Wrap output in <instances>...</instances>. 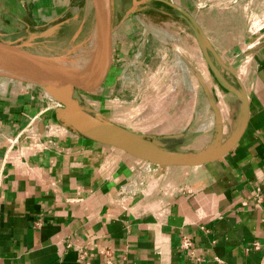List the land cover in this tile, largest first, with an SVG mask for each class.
<instances>
[{
	"label": "crops",
	"instance_id": "crops-1",
	"mask_svg": "<svg viewBox=\"0 0 264 264\" xmlns=\"http://www.w3.org/2000/svg\"><path fill=\"white\" fill-rule=\"evenodd\" d=\"M74 2L29 7L52 21ZM183 2L209 42V70L199 62L202 49L194 52L199 43L190 46L196 81H184V100L159 132L140 134L165 137L179 152L207 147L215 131L203 110L194 111L197 82L208 103L222 102L212 103V119L225 123L224 138L246 99L237 143L203 165L157 166L73 133L41 92L0 86V264H264V0ZM110 79L109 70L102 93ZM99 85L90 74L87 90ZM95 99L102 114V94Z\"/></svg>",
	"mask_w": 264,
	"mask_h": 264
},
{
	"label": "rangeland",
	"instance_id": "rangeland-1",
	"mask_svg": "<svg viewBox=\"0 0 264 264\" xmlns=\"http://www.w3.org/2000/svg\"><path fill=\"white\" fill-rule=\"evenodd\" d=\"M33 1L26 0L22 3L21 0H0V39L28 44L30 45L28 48L38 55L57 56L83 49L91 40L94 22L92 0H75L73 5H70L71 12L52 21H47V17L42 16L40 12L30 11L29 5ZM136 1L139 3L133 6L132 0H112L111 52L115 55L110 63L111 79L108 81L110 82L108 92L102 93V101L104 103L106 101L107 105L102 103L100 108L104 118L128 130L136 133H154L159 132L158 129L163 122L168 120V114L175 108L174 104L179 97H183L184 100L186 94L184 81L189 79L196 81L194 69L191 70L188 65L194 67L196 64V58L190 53L189 47L196 46L198 41L189 21L180 11L164 2L175 1L181 4L178 7L186 10L183 0ZM49 29L51 30L43 34ZM160 29L168 30L171 37ZM209 46L204 35V48L207 50ZM205 54L211 56V52H205L204 58L199 62L204 67V73H207L209 67L205 61ZM84 56L85 59L72 76L73 94L82 101L83 99L90 101L92 105L94 103L97 109L98 99L87 90L92 73L89 69L92 54ZM170 62H177L176 64L182 67L185 64L189 70V78L182 77L180 69L175 68ZM175 70L179 71V75L174 74ZM10 75L0 70V86L3 89L14 85L20 89L36 90L48 98L51 110L59 106L40 86ZM173 75L176 76L175 79L172 78ZM11 81L14 82L11 84L9 83ZM213 81L216 82L214 78ZM192 83L195 91L190 94L194 98V105L197 104L194 111L196 110L200 117L203 110L204 118L208 120L206 127L209 125L208 127L216 131L217 118L212 119L216 110L212 103L222 105V102L212 99L208 103L199 84ZM200 96L204 97L203 109ZM89 98L94 99L88 101ZM222 110L224 111L222 115L227 113L226 107L220 108L218 115H221ZM224 124L222 131L225 129ZM164 142H167L168 147L174 146L172 141Z\"/></svg>",
	"mask_w": 264,
	"mask_h": 264
},
{
	"label": "water",
	"instance_id": "water-1",
	"mask_svg": "<svg viewBox=\"0 0 264 264\" xmlns=\"http://www.w3.org/2000/svg\"><path fill=\"white\" fill-rule=\"evenodd\" d=\"M164 2L169 7L180 11L183 17L189 21L204 52V36L193 17L186 10ZM138 3V1L132 0L133 6ZM92 7L94 8L92 36L83 49L69 51L58 56L38 55L28 48L30 46L28 44L0 39V70L6 75L11 74L12 77L43 88L59 104L56 108L58 121L73 133L117 148L150 164L192 167L215 161L225 155L237 143L245 128L247 102L244 97H242L240 105V118L237 126L225 138L222 134V125L217 124L214 138L207 147L197 152H179L165 144V137L128 130L104 118L90 102L82 101L74 96L72 76L75 69L85 59L84 54H92L89 69L91 74L100 81L97 92H93L96 98L102 94L104 78L110 70L113 30L111 26L112 0H92ZM213 70L219 75L215 68Z\"/></svg>",
	"mask_w": 264,
	"mask_h": 264
},
{
	"label": "bare ground",
	"instance_id": "bare-ground-1",
	"mask_svg": "<svg viewBox=\"0 0 264 264\" xmlns=\"http://www.w3.org/2000/svg\"><path fill=\"white\" fill-rule=\"evenodd\" d=\"M91 8H92V6H91ZM91 8H90V9H91ZM91 14H92V13H91ZM92 18H94V17H92ZM92 20H93V19H92ZM91 22H93V21H91ZM152 26H153V25H152ZM156 30H159V29L156 28ZM160 30H161V29H160ZM161 31H164V33H166V35L169 36V38L171 37V36H170L171 34L168 32V30H161ZM164 38H165V37H164ZM194 52L197 53V55L200 54L198 48H196V49L194 50ZM199 57H200V56H199Z\"/></svg>",
	"mask_w": 264,
	"mask_h": 264
},
{
	"label": "built area",
	"instance_id": "built-area-1",
	"mask_svg": "<svg viewBox=\"0 0 264 264\" xmlns=\"http://www.w3.org/2000/svg\"><path fill=\"white\" fill-rule=\"evenodd\" d=\"M257 197H259L258 199H260V195H258ZM184 246L185 247H189L190 246V243H189V241H184Z\"/></svg>",
	"mask_w": 264,
	"mask_h": 264
}]
</instances>
